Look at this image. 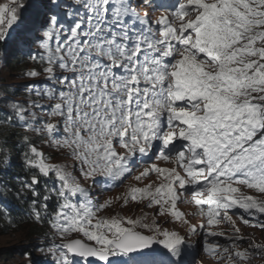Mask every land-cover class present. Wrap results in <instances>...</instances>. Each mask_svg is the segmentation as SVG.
<instances>
[{
  "label": "snow or ice",
  "instance_id": "obj_1",
  "mask_svg": "<svg viewBox=\"0 0 264 264\" xmlns=\"http://www.w3.org/2000/svg\"><path fill=\"white\" fill-rule=\"evenodd\" d=\"M0 56L28 264H264V0H0Z\"/></svg>",
  "mask_w": 264,
  "mask_h": 264
},
{
  "label": "trees",
  "instance_id": "obj_2",
  "mask_svg": "<svg viewBox=\"0 0 264 264\" xmlns=\"http://www.w3.org/2000/svg\"><path fill=\"white\" fill-rule=\"evenodd\" d=\"M5 64L3 69L14 70L18 67H23L26 64L21 62L19 56H8L5 57ZM4 78V82H7V79ZM5 83L3 86H6ZM7 94H10L9 91H6ZM8 206L11 209L12 220L9 222L8 219H5L3 216H0V237H5L3 241L0 242V264H16L18 259H24L25 253H37L36 247L31 245L32 236L38 234L42 237L41 233L44 231V226L34 223L27 215V205L21 203L15 199L8 201ZM20 233H23V241L19 242L16 245V239H12L13 236H16ZM27 233H29L27 235Z\"/></svg>",
  "mask_w": 264,
  "mask_h": 264
},
{
  "label": "rangeland",
  "instance_id": "obj_3",
  "mask_svg": "<svg viewBox=\"0 0 264 264\" xmlns=\"http://www.w3.org/2000/svg\"><path fill=\"white\" fill-rule=\"evenodd\" d=\"M5 57L0 56V96L3 95H17L18 97H22L24 95L23 92V85L27 82L25 79L22 78V73L27 69L28 66V62H26V64L23 67H18L14 70L11 69H3V66L5 64ZM5 77L7 79V82H4V78ZM5 83L6 86H3ZM6 91H9L10 94H7ZM131 182V181H130ZM123 191V189H118L116 192L111 193V195L115 196L118 195L119 192ZM185 210V207H184ZM193 211V209H192ZM124 212L127 215L130 216H134V215H139L140 214V210L139 208L135 207V206H130L129 209H125ZM246 232H254L255 235L257 237H260L261 233L259 232V230H253L250 228H246L245 229ZM29 233H27L28 235ZM22 235L23 233H20L16 236H13L12 239H16V245L19 244V242L23 241L22 239ZM3 239H5V237H0V242L3 241ZM42 237L38 234H35V236H32V240H31V245L37 246L41 243ZM33 258L37 259L38 261L40 259H42L41 253H37V254H33L32 255ZM16 264H28L27 259H18L16 261ZM205 264H211L210 259L209 258H205ZM256 264H261V262L259 261V259H257Z\"/></svg>",
  "mask_w": 264,
  "mask_h": 264
}]
</instances>
